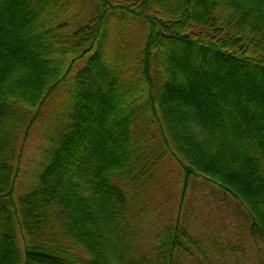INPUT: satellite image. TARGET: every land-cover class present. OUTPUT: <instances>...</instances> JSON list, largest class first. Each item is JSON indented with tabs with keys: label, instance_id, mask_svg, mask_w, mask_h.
Masks as SVG:
<instances>
[{
	"label": "trees",
	"instance_id": "1",
	"mask_svg": "<svg viewBox=\"0 0 264 264\" xmlns=\"http://www.w3.org/2000/svg\"><path fill=\"white\" fill-rule=\"evenodd\" d=\"M0 71V264H179L186 227L150 253L136 223L164 157L264 245V0H0ZM57 87L68 110L17 193L19 144Z\"/></svg>",
	"mask_w": 264,
	"mask_h": 264
},
{
	"label": "rangeland",
	"instance_id": "2",
	"mask_svg": "<svg viewBox=\"0 0 264 264\" xmlns=\"http://www.w3.org/2000/svg\"><path fill=\"white\" fill-rule=\"evenodd\" d=\"M122 27L126 28L123 31L133 39L131 43L135 47L141 34L140 28L133 22ZM73 54L67 60H71ZM85 57L74 62L69 75L76 66L83 65ZM31 71L38 73L39 69ZM4 73L0 71L1 78ZM30 78L34 79L32 75ZM62 90L61 87L54 90L55 99L44 105L40 116L42 119L32 124L22 144H19L22 155L17 193L31 180L42 148L46 146L42 135L44 125L47 128L56 119L55 115L68 110L60 108L61 105L67 107L68 103ZM178 167L170 157L160 158L149 171L153 177L146 180L147 187L138 191L134 198V205L140 212L136 223L141 246L152 253L165 229L178 225L186 227L196 240L195 244L187 243V251H181L179 264H264V245L250 238L244 208L208 182L193 179L184 190Z\"/></svg>",
	"mask_w": 264,
	"mask_h": 264
}]
</instances>
